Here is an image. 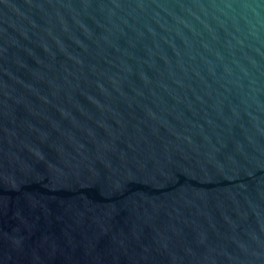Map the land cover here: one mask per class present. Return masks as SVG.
Wrapping results in <instances>:
<instances>
[{
  "label": "water",
  "instance_id": "water-1",
  "mask_svg": "<svg viewBox=\"0 0 264 264\" xmlns=\"http://www.w3.org/2000/svg\"><path fill=\"white\" fill-rule=\"evenodd\" d=\"M0 264H264V0H0Z\"/></svg>",
  "mask_w": 264,
  "mask_h": 264
}]
</instances>
